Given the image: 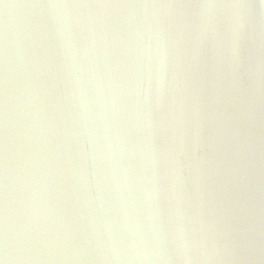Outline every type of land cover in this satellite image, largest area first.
I'll use <instances>...</instances> for the list:
<instances>
[{"label":"water","instance_id":"water-1","mask_svg":"<svg viewBox=\"0 0 264 264\" xmlns=\"http://www.w3.org/2000/svg\"><path fill=\"white\" fill-rule=\"evenodd\" d=\"M264 0H0V260L264 264Z\"/></svg>","mask_w":264,"mask_h":264},{"label":"clouds","instance_id":"clouds-1","mask_svg":"<svg viewBox=\"0 0 264 264\" xmlns=\"http://www.w3.org/2000/svg\"><path fill=\"white\" fill-rule=\"evenodd\" d=\"M262 6H264V3H262ZM0 264H5V261L0 260Z\"/></svg>","mask_w":264,"mask_h":264}]
</instances>
